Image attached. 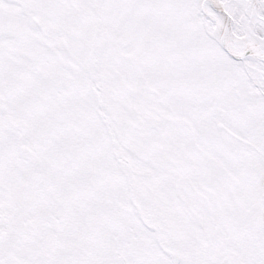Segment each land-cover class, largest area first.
Masks as SVG:
<instances>
[{
  "label": "snow or ice",
  "instance_id": "snow-or-ice-1",
  "mask_svg": "<svg viewBox=\"0 0 264 264\" xmlns=\"http://www.w3.org/2000/svg\"><path fill=\"white\" fill-rule=\"evenodd\" d=\"M0 264H264V0H0Z\"/></svg>",
  "mask_w": 264,
  "mask_h": 264
}]
</instances>
